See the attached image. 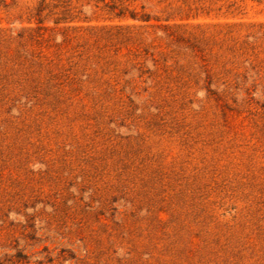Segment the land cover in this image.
<instances>
[{"label":"rangeland","instance_id":"obj_1","mask_svg":"<svg viewBox=\"0 0 264 264\" xmlns=\"http://www.w3.org/2000/svg\"><path fill=\"white\" fill-rule=\"evenodd\" d=\"M0 264H264V0H0Z\"/></svg>","mask_w":264,"mask_h":264}]
</instances>
